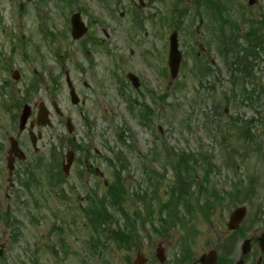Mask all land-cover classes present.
<instances>
[{
  "label": "rangeland",
  "instance_id": "obj_1",
  "mask_svg": "<svg viewBox=\"0 0 264 264\" xmlns=\"http://www.w3.org/2000/svg\"><path fill=\"white\" fill-rule=\"evenodd\" d=\"M221 1L232 4L229 11L236 22L234 25L237 32L221 31L220 25L216 26L214 24V13L210 5L213 0H181L179 8L183 14L182 23L178 30V43L182 53V62L177 78L167 87V90L157 89L159 90L157 95L164 96L165 94L167 99L156 100L153 103L151 96H148L145 90H137V93L143 95L140 98L142 103L154 106L157 109L154 120L161 127L162 134L153 135L146 125L142 124L140 120L138 121V115L142 108L135 107L134 104H131L130 108L127 106L131 99H139V95L136 92L134 94V91L129 89V91H124L130 98L128 96L124 99L121 98L116 93L115 87H110L112 85L110 69L111 61H113L112 56L115 55L125 56L133 63L136 70L146 77H149L150 65L156 72L161 70L160 55L163 44L160 41V32L165 31L166 36H168L172 30L166 25L164 29H161L155 15L157 12L167 15L169 7L155 3L153 0H142V7H138L136 4V7H130L127 5L126 0H119L118 5H115V0H109L108 6L110 10H113V13H110L108 7L105 5L106 9L101 6L98 0H79V5H83L90 14H93L91 18L80 11L82 20L87 27H91L94 34H98L99 38L102 39H105L101 33L102 28L111 34L109 43L102 41L101 50L98 48L92 51L94 47H91L90 51L89 46L92 44H88L85 40L84 44L88 48L87 58L95 64L100 77L104 78L106 92L114 103L112 106H116L120 111L121 117L115 121L118 125H122L123 136H126L125 133L128 135L132 133L131 145L140 146L144 152H149L151 148L155 150L153 154L155 163L150 171H152V174H157L156 184L152 189L144 172L145 166L140 164L144 162L151 166L152 162L143 161L144 157L135 152L137 150L128 151L127 148L117 145L118 148H122L129 163L122 173V177L124 178L123 183L129 189L128 194L124 196L123 208L130 219H123L113 209H111V214L120 226L124 224L130 229L134 226L137 229V236H140V241L137 247L125 250L112 241L101 237L103 245L97 251L101 249L103 252H99L100 257L98 259L88 258L86 253H82L80 256L85 264H132L137 252H140L146 259L153 257L155 247L159 242L165 244L168 256L176 257L180 254L179 243L184 230L181 229V226L171 227L167 232L161 230L163 225H166V209L172 200L177 215L185 216L180 218L185 219L186 230L195 234V237L191 240V247H186L187 250L191 251L192 258L195 260L209 250H217L218 252L219 248L225 244L224 238L228 234L226 228L228 215L236 207L245 206L247 209L242 223V233L245 234V237H258L264 232V0H259L258 3L252 6H247V0H241L244 3L243 5L247 7L242 18L237 12L238 0H231V3L228 0ZM136 2L137 0H135ZM76 6H72L74 10L72 13L77 12V9L75 10ZM35 8L33 3L24 8L21 12L22 17L19 20L22 27L19 26L18 22L11 21L12 29L15 30L14 38L12 35H8L6 39L5 37L2 38L0 42L9 50L10 42L14 40L12 42L16 47L18 38L26 33L31 37V39H24L25 42L29 40L32 50L29 61L34 60L37 53L38 63H41L39 59L42 56L47 59L48 64L50 63L54 67V70L44 72L38 93L30 94V98H26L32 109L33 118L36 116L40 102L55 101L74 118L77 127L81 128L83 120H81L77 110V107L80 108V106L71 105L65 84L61 83L57 89L53 88L49 75L57 74L59 65L63 62L68 63V65L76 62L88 63L84 52L79 48L83 38L78 41L68 38L70 37L68 33L70 30L69 20L65 18L64 10L62 12L61 7L49 6V10L45 6L38 8L39 14H45L46 17V19L42 18L40 20H37ZM133 8L137 9L138 12L140 11L139 13L145 17L144 29L141 32H138L133 25L131 15ZM1 18L5 19L4 26H11L6 13ZM94 18L99 20L101 24L99 21L97 23L93 22ZM40 21H44L43 29L52 33L51 37H47V44L42 41L38 32ZM227 26H222V28H228ZM157 30L159 31L157 32ZM63 31H67L68 35ZM137 39L143 41L146 45L147 61H142V57L135 52L134 46L137 45ZM50 40L53 46L58 45L62 62L58 60V57H54L48 52L47 48H51ZM198 44L204 48L203 53L199 52ZM225 44L230 45V51L226 50ZM34 48H36V53H33ZM227 52L232 54L233 60L240 61L243 58L251 63L246 71L247 73L241 69L240 73L235 69L228 68L226 65L228 57H225ZM13 58V68L20 67V54L15 51ZM114 62L118 66L117 61ZM208 62H213L214 72L218 74L220 80V82L215 81V91L207 90V84L214 81L213 76H210V79L206 78V64ZM22 67L21 71L24 73L23 79L19 80L22 81L21 83L25 81L28 84L33 76L39 77V64H31L30 67L23 65ZM36 71L37 73H35ZM21 83L15 85L14 99L17 103H20L19 100L22 99V91L17 90ZM152 86L156 87L155 82ZM81 89L84 94L88 95L87 89H83V86H81ZM259 93L260 98L255 99ZM1 100H3V95L0 94V102ZM214 102H218V104ZM94 103L96 102L88 98L82 107L84 117L95 124L93 131L96 132V136L98 135L99 138L97 137L96 140L99 143V140L104 141L102 131H108V128L105 122L99 119ZM214 106H219V111L216 114L213 112ZM128 109L133 110V113ZM19 112L17 113L16 110L15 114H19ZM86 130L85 127L82 128V131ZM62 131L64 129L61 125L54 122L51 128L46 127L44 131L45 139L40 144L44 148L38 155L44 158V162H47L49 151L52 150L56 142V134L60 135ZM245 133L246 135L248 133L253 135L254 139L257 140V144H253L248 137H245ZM153 136L157 139L151 140ZM106 140V144L109 146L116 145L112 137ZM189 154H193V156L200 155L195 157L200 161L198 162L199 168L191 169L192 162L190 163L187 157ZM201 156L206 158V164L200 159ZM32 159L34 161L38 158L32 157ZM183 159L186 160V165ZM104 168L107 169L106 173L108 175H112L109 165ZM205 170L208 172L210 170L207 184L202 179H197ZM45 172V169L43 172L42 170L39 171L40 183H33L30 189L18 186L19 188L16 191L10 192V202L2 198L1 211H5L6 204L9 203V215L14 218L15 222H19V225L18 230H16L11 227L8 228L4 225V222H0V252L2 255L0 256L2 258L0 264H31L28 256L30 253L27 252L30 248L27 250L26 246L32 245L34 238L40 236L36 228L42 234L47 233L37 240L38 247L55 246L54 244L60 236L61 239L69 242V247L65 242L69 251L78 253H81V250H73L70 247H79V245L76 241L70 244V241L76 238L80 241L81 246L92 236L90 230L86 228L88 227L86 220L79 209V207L85 206L84 203L82 204L83 200L81 199L84 192H81V183L79 184V190L74 189L75 173L73 172L68 175L62 189L56 190L58 194H49L52 198L50 197V200L42 203L44 207L40 211L46 205V209L42 211V214L40 211H34L36 201L41 204V198L44 199V196L40 195V188L37 185L42 186L46 182ZM185 177L186 181L189 184L191 182L194 187L191 188L190 184L191 192L189 196H187L188 194H182L181 198L178 184ZM252 177L256 181L252 184L253 195L251 199L248 201L239 200L240 197L235 192V188L239 185L240 188L245 187L246 189V186L252 182ZM233 185L235 188H232ZM98 189L103 191L101 186ZM131 189L140 192H145L148 189L151 199L149 204L155 219L153 227H150L148 223H144V226L141 227L138 220L134 219L133 213L135 211L140 213L143 218H147L149 214L146 215L144 211L142 212L141 203H138L134 198H128L133 192ZM215 190L222 196V198L218 197L217 203L213 199L211 200V197H209L211 194L208 192ZM47 191L51 193L50 190ZM47 191L45 192L48 194ZM77 191L80 193H77ZM229 193L234 194V199L229 198ZM53 197L56 200H53ZM186 202L187 204L190 203L191 208L193 206L201 207L198 208V215L196 214L195 220H192L194 217L188 214V205L184 206ZM48 207L51 209L58 208L60 213L54 216L52 215L54 211L51 212ZM207 207L212 208V210L208 209L211 211L208 220L204 219L201 214L204 212L203 208ZM159 210L163 211L164 220H161V217L159 218ZM61 212L64 215L61 224L66 219L69 227L64 228L62 234L54 233L50 227L54 225L51 218L54 221H59L62 219ZM36 215L43 217V219L38 218L39 225L37 227L33 225L30 219V217H36ZM258 216L259 221L257 222L256 218ZM68 228L71 230H68ZM14 232L19 233L18 238L15 240L11 237ZM62 253H64V250ZM35 259L38 260L39 256H35ZM67 259L64 257L62 261L65 262L66 260L67 263H70L71 260V264H79L75 259ZM44 260H47V257Z\"/></svg>",
  "mask_w": 264,
  "mask_h": 264
},
{
  "label": "flooded vegetation",
  "instance_id": "obj_2",
  "mask_svg": "<svg viewBox=\"0 0 264 264\" xmlns=\"http://www.w3.org/2000/svg\"><path fill=\"white\" fill-rule=\"evenodd\" d=\"M127 4L134 5V0H126ZM154 1V0H153ZM104 2L109 3V0H104ZM119 0H115V5H118ZM34 4V6H72L77 5L79 0H0V24L5 23V19L1 18L3 14L6 13V17H8V13L13 6H18L19 8H26L30 4ZM5 32V29L2 30ZM10 36V35H9ZM8 37L5 35V39ZM5 60H2L0 63V69H3L1 64L5 66ZM9 62V59H7ZM10 63V62H9ZM93 64L82 63V64H72V68L70 72H58L56 76H50L51 81L57 80V83L60 84L62 81L65 83L66 74H69V78L72 82L76 95L81 99V104L83 105L90 95H86L82 92L81 86L83 89L88 87L85 83V77L90 76L91 71L94 70ZM63 71L60 69L59 71ZM94 74V73H93ZM4 78L0 84V94L3 95V100L0 102V211L2 209V198L5 201L10 202L11 196L10 192L15 191L16 185L20 180H24L26 176V172L31 169H35L40 171L44 170V158L39 157L38 155L43 150L44 146L40 145L41 142L44 141L45 135L44 131L46 129L45 126L42 125L41 122H38L31 115L26 122L24 129H19L18 120L21 114V108L25 104H29V101H26L27 93L26 90L23 89L22 99L20 103L15 102L14 99V82L6 76L4 73ZM111 84L118 86L119 90H116V93L120 95L121 98H125L126 92L124 90L130 89L129 82L122 78L119 69L114 68L113 73L110 75ZM140 87L137 90L143 89V85L145 83L144 80L140 79ZM103 87L104 93L106 84L100 83ZM137 90L135 91L137 93ZM144 90V89H143ZM148 96H153L152 92L149 90H145ZM139 97V93H137ZM110 99V98H109ZM30 105V104H29ZM17 113L15 114V111ZM57 115L56 123L62 125L64 117V113L62 111L55 112ZM82 114V112H80ZM49 118L51 119L53 113L49 111ZM89 124V122L83 121V125ZM52 126H50L51 128ZM34 134V141H36V145L32 144L30 139V133ZM85 136H91L90 134H82L79 132L75 135V137H68L66 134H56V140L59 143H56L55 151H57L58 156H61L60 161V169L62 168L63 163V155L65 152L70 150L73 151V163L70 167L71 173L74 174L75 183L74 188L79 190V184L84 182V187L89 188L90 190L83 191L80 184L81 191L84 194L81 196L82 204L84 203L86 208L88 207L89 198L94 197V192H96L101 198H104L105 202H108L109 194H110V182H117L121 179V175L111 176L106 173L107 169L104 167L110 165V159L112 158L114 161L121 162V159H117V156H120V153L115 151L114 148L107 145L104 141H100L98 146L92 147L90 144L83 143L81 139H85ZM98 137V136H97ZM70 138V139H69ZM99 138V137H98ZM70 141H73L72 148L70 147ZM49 155V154H48ZM54 154H51V157ZM32 157H37V160L32 159ZM11 168V170H10ZM109 172V171H108ZM110 173V172H109ZM28 176H26L27 178ZM64 178V177H63ZM66 178V177H65ZM61 179V177H59ZM113 179V180H112ZM15 183V184H14ZM94 183V185H92ZM57 185L63 186L62 181H57ZM103 189L100 191L98 188ZM5 191V192H4ZM80 193L79 191H77ZM8 208V203L6 204ZM83 207V206H82ZM109 209V207H108ZM6 212L9 210L6 209ZM3 225V224H2ZM6 225V224H5ZM8 228L9 226L6 225ZM249 238V246L245 252V255L240 248V242L235 239H225V244H231L236 246V248H226L225 245H222L219 248L216 257V264H264V251H262L260 243L261 241L257 237H248ZM112 241V240H111ZM114 244L115 242L112 241ZM183 244H184V254L182 256L170 257L166 253V246L164 245V256L163 260L160 259L159 256L154 254V256L147 258L144 264H186V224L185 230L183 233ZM55 246L48 245L38 247L37 244L32 246V260L35 261V256H39V259L36 260L39 263L43 264H62L63 261V246L61 240H56ZM103 244L97 243L88 247L87 245H83V249L88 254V258L94 257V252L98 250ZM101 250V249H100ZM103 252V250H101ZM100 252V253H101ZM100 253L98 254V258L100 257ZM0 256L1 252H0ZM47 257V260H44ZM49 260V263H48ZM189 264H199L197 260H193Z\"/></svg>",
  "mask_w": 264,
  "mask_h": 264
},
{
  "label": "water",
  "instance_id": "obj_3",
  "mask_svg": "<svg viewBox=\"0 0 264 264\" xmlns=\"http://www.w3.org/2000/svg\"><path fill=\"white\" fill-rule=\"evenodd\" d=\"M251 3V2H250ZM73 22V28L74 31L76 32V35H80L81 28L77 27L78 24V16H75L72 19ZM172 47H171V60H170V72L172 77L176 76L177 70H178V65L180 62V54L177 51V44H176V35H172ZM72 96V102L76 103L75 98L73 97V93H71ZM28 108H25L22 114V123L25 122L26 118L28 117ZM71 162V159L68 160V163ZM244 216V210L243 209H237L235 210L230 218V223H229V228L234 229L237 226V223L242 219ZM202 264H212L214 263V256L213 253H210L208 256H203L201 258Z\"/></svg>",
  "mask_w": 264,
  "mask_h": 264
}]
</instances>
